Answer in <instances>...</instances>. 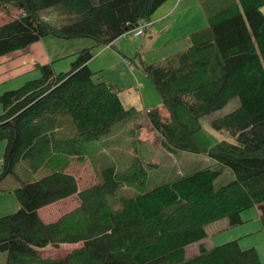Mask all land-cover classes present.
I'll list each match as a JSON object with an SVG mask.
<instances>
[{"label": "trees", "instance_id": "16d2710c", "mask_svg": "<svg viewBox=\"0 0 264 264\" xmlns=\"http://www.w3.org/2000/svg\"><path fill=\"white\" fill-rule=\"evenodd\" d=\"M167 0H0V10L15 20L0 26V56L47 36L89 38L93 45L76 53L67 71L37 63L39 75L0 94V141H5L0 177L25 161L35 172H50L13 189L17 211L0 216V252L5 264H261L253 247L233 239L206 247V226L227 219L241 224V212L256 206L264 219V0H200L208 25L188 37L187 48L142 63V70L168 110L149 114L162 146L214 159L217 168L182 172L149 187V162L134 156L126 167L105 164L96 182L84 188L68 171L71 159L94 156L91 146L111 126L135 116L123 106L118 89L95 78L89 66L95 46L113 41L143 22ZM53 11L55 26L44 13ZM47 16V15H46ZM237 97L238 106L210 124L231 140L208 146L198 138L200 119ZM222 167L234 178L218 187ZM140 188L116 197L124 185ZM76 194L69 215L84 224L71 230L64 216L44 222L38 210ZM81 245L58 258L37 249L62 243ZM196 244L192 255L189 245Z\"/></svg>", "mask_w": 264, "mask_h": 264}, {"label": "rangeland", "instance_id": "374dc122", "mask_svg": "<svg viewBox=\"0 0 264 264\" xmlns=\"http://www.w3.org/2000/svg\"><path fill=\"white\" fill-rule=\"evenodd\" d=\"M221 1L223 0H210L208 5L220 4ZM168 2L152 14L153 25H148L145 35L133 37L131 32H126L113 41V46L92 48L94 56L89 64L95 71L99 70L94 77L116 87L123 106L134 107L136 114L125 121L115 122L106 135L92 143L95 157L81 160L73 158L68 162V171L77 179L79 189L96 182L98 170L103 165L115 163L120 167H126L134 156H138L143 163L149 162L145 164L151 166L148 175L150 180L146 183L149 187L182 172L218 166L214 159L203 155H194L181 150L167 151L161 144L162 136L155 131L149 120L152 111L157 110L160 116L165 118L168 116V110L149 76L142 70V63H152L187 48L190 34L204 30L208 25L202 6L194 0H182L179 4L177 2L178 7L168 19L153 23L156 17H162L167 13L168 7H173V1ZM17 16L15 9H12V16L0 10V26L15 20ZM44 18L55 26L60 24L53 11L45 12ZM73 40L75 41H58L53 36H47L18 50L24 53L17 52L14 55L11 52L0 56V58L4 57L3 61H0V94L6 89L18 87L29 78L38 76L37 63L38 65L50 63L56 72L69 70L76 53L84 47L93 45V41L89 38ZM39 42L41 47L36 45ZM46 54L50 57L49 60L44 57ZM238 104L237 97H234L224 107L201 118L202 129L198 133V138L208 146L221 140L230 141L231 136L228 131L215 129L210 121L231 112ZM146 110L150 113H146ZM1 111L0 104V113ZM4 147L5 141H0V175ZM49 172L47 167H40L33 172L25 161H20L15 165L13 173L0 177V216L19 209L20 203L13 192L15 187L22 181H33ZM233 178L232 171L228 167H222V172L215 179L214 186L226 184ZM138 191L140 188L125 184L118 190L116 197L131 196ZM79 203V198L74 194L40 208L39 216L44 222H52L64 216L71 230H78L83 226L84 218L76 219L69 214L79 206ZM241 219L243 222L235 226H230L225 218L208 224L207 237L203 239L204 245L211 247L237 239L241 248L253 247L258 253L261 264H264V219L261 220L256 207L243 210ZM80 245L81 242L62 243L59 246L47 245L38 248L37 252L44 258H58ZM196 248V244L189 245L186 254L192 255ZM6 256L5 251L0 252V264L6 263Z\"/></svg>", "mask_w": 264, "mask_h": 264}, {"label": "crops", "instance_id": "0c3cea01", "mask_svg": "<svg viewBox=\"0 0 264 264\" xmlns=\"http://www.w3.org/2000/svg\"><path fill=\"white\" fill-rule=\"evenodd\" d=\"M168 1H170V3H171V1H173V3H172V8H170V7H168L166 10H167V13L165 14V15H163L162 17L161 16H159V17H156L153 21V23H158V22H161V21H163V20H165V19H168L169 18V16L170 15H172L173 14V11H174V9L176 8V7H178V4L182 1V0H167L166 2H164L157 10H159L160 8H163L164 7V5L168 2ZM193 1V0H192ZM195 2H198L199 4H200V0H194ZM177 2H178V4H177ZM169 3V2H168ZM177 4V5H176ZM156 10V11H157ZM261 10H262V12L264 13V5L261 7ZM161 17V18H160ZM151 20V19H150ZM149 26H152L153 24H152V22L150 21V23L148 24ZM149 26H147V27H149ZM146 33V32H145ZM145 35V34H144ZM58 41H60V40H58ZM68 41H75V40H73V39H71V40H68ZM36 45H38L39 47H41V43L39 42L38 44H36ZM113 45V44H112ZM42 50V49H41ZM17 52H20V53H24L23 51H14V52H12V53H14V55L17 53ZM42 52H43V50H42ZM94 54V53H93ZM44 57L45 58H47L48 60H49V58L50 57H48L47 56V54L46 55H44ZM3 58L4 57H1L0 58V61H3ZM93 58V57H92ZM91 58V59H92ZM90 59V60H91ZM14 59H11V61H13ZM91 61H89V63H90ZM89 66H90V64H89ZM92 69V68H91ZM94 70V69H93ZM20 86V85H19ZM7 90V89H6ZM199 156H201V155H199ZM254 207H256V206H254ZM256 210H257V212L258 213H260L259 212V210H258V208L256 207ZM39 211H40V209L38 210V213H39Z\"/></svg>", "mask_w": 264, "mask_h": 264}, {"label": "built area", "instance_id": "2783aa9c", "mask_svg": "<svg viewBox=\"0 0 264 264\" xmlns=\"http://www.w3.org/2000/svg\"><path fill=\"white\" fill-rule=\"evenodd\" d=\"M147 26H148V23L143 22L139 24L136 28L130 30L129 32H131L133 37H139L145 34ZM149 112H150L149 110H146V113H149Z\"/></svg>", "mask_w": 264, "mask_h": 264}]
</instances>
